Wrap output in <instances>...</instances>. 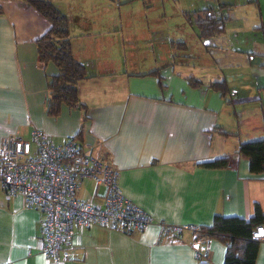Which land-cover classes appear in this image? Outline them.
<instances>
[{"label": "crops", "instance_id": "crops-1", "mask_svg": "<svg viewBox=\"0 0 264 264\" xmlns=\"http://www.w3.org/2000/svg\"><path fill=\"white\" fill-rule=\"evenodd\" d=\"M48 1L66 16L72 57L86 71L76 86L84 109L62 106L58 117L46 115L47 79L57 72L37 63L35 41L49 24L25 1L0 0V143L28 140L37 130L60 144L80 131L78 143L112 164L124 195L153 219L132 234L99 226L78 232L64 264H223L220 240L197 235L207 246L197 258L188 230H166L199 233L215 216L248 220L256 205L264 213V171L251 174L236 154L240 143L264 137V0L247 1L245 23L215 11L227 18L218 36L200 40L195 31L188 41L185 29L176 30L165 37L167 60L145 35L140 46L152 49L153 60L136 64L119 58L123 19L136 20L142 34L145 24L150 35L157 28L148 27L146 4L122 17L109 12L114 0ZM223 157L225 168L202 165ZM93 192L83 182L78 196L99 203L102 190ZM41 220L21 197L7 198L0 183V264H52L39 251ZM257 241L254 264H264V239Z\"/></svg>", "mask_w": 264, "mask_h": 264}, {"label": "built area", "instance_id": "built-area-1", "mask_svg": "<svg viewBox=\"0 0 264 264\" xmlns=\"http://www.w3.org/2000/svg\"><path fill=\"white\" fill-rule=\"evenodd\" d=\"M83 182L93 184L95 197L102 190L99 203L79 198ZM0 183L7 198L19 196L25 207L41 212L39 251L52 264L70 261L78 232L99 226L132 234L153 223L151 216L124 195L112 164L85 151L75 138L58 144L37 130L28 140L4 138ZM182 230L192 234L196 257L203 256L207 246L196 240L197 228H169L166 232L172 235ZM251 237L264 239V227H256Z\"/></svg>", "mask_w": 264, "mask_h": 264}, {"label": "trees", "instance_id": "trees-1", "mask_svg": "<svg viewBox=\"0 0 264 264\" xmlns=\"http://www.w3.org/2000/svg\"><path fill=\"white\" fill-rule=\"evenodd\" d=\"M28 3L49 24L48 29L36 41L37 63L42 69L52 65L56 74L47 79V98L45 103L46 115L58 117L62 106L83 111L78 102L77 83L88 78L84 66L77 62L71 54L68 20L58 8L48 0H22ZM133 0H126L120 4H127ZM225 8L221 5L220 8ZM185 21L196 28L200 40L223 33L226 17L217 15L212 9L185 12ZM183 45L176 43V46ZM222 95L227 91L225 85L214 84ZM85 118V117H84ZM227 137L228 135L225 134ZM77 132L75 139L80 138ZM236 154L248 161L249 172L258 175L264 171V137L259 140L240 143ZM228 158L223 157L212 162L202 164L213 169L225 168ZM257 226L264 227V213L259 206H255L253 216L248 219L236 217L215 216L211 225L199 229L198 238H215L226 245L223 264H254L258 249V241L251 237Z\"/></svg>", "mask_w": 264, "mask_h": 264}, {"label": "rangeland", "instance_id": "rangeland-1", "mask_svg": "<svg viewBox=\"0 0 264 264\" xmlns=\"http://www.w3.org/2000/svg\"><path fill=\"white\" fill-rule=\"evenodd\" d=\"M117 4L124 2L125 0H114ZM248 0H143L140 3L134 5L123 4L121 6L114 3V6L109 9L110 14L114 16L122 15L126 16V13H137L145 9V4L148 6L145 10H149L152 13L150 21L147 24L151 29V33L147 32L144 24V34L138 28L139 24L136 20L123 19V34L125 36V46L121 49L119 47V58L122 61H127L128 64H136L138 60H143L151 63L153 60V52L151 48L141 47L143 43L140 41L143 36H151V41H154L155 54L157 56L165 57L166 52L169 50L168 41L165 37L175 35L176 30H183L187 36L188 41L193 40L195 27L187 24L183 14L185 12H194L203 9H212L213 11L225 13H231V21H235V15L240 16L245 23V10ZM224 5L225 8H220ZM229 5H233L232 11L227 10ZM130 12V13H129ZM146 24V25H147ZM188 30V31H187ZM196 33V32H195ZM173 37V36H172ZM124 49V51H123ZM166 60L169 59L165 57ZM137 66V65H136ZM87 200V199H86Z\"/></svg>", "mask_w": 264, "mask_h": 264}]
</instances>
